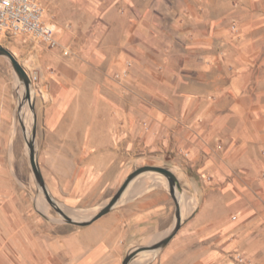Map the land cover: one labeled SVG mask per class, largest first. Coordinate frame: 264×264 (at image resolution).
<instances>
[{"label":"crops","instance_id":"crops-1","mask_svg":"<svg viewBox=\"0 0 264 264\" xmlns=\"http://www.w3.org/2000/svg\"><path fill=\"white\" fill-rule=\"evenodd\" d=\"M62 1L70 14L55 24L86 26L75 35L86 43L78 52L90 78L79 81L82 66L64 59L50 69L36 54L35 83L46 97L36 107L35 145L53 197L94 214L134 169H170L182 188L180 226L164 246L128 264L221 261L218 248L208 257L199 236L211 217L218 233L264 232V0ZM99 63L111 75L127 71L117 87L103 85L107 96L90 76ZM14 92V71L0 55V138L10 136ZM142 174L136 192L86 226L10 237L0 244V264L11 253L13 264H122L136 247L161 241L174 227L175 204L165 177ZM208 184L216 186L209 195ZM239 248L254 255V240L240 246L231 238L219 250Z\"/></svg>","mask_w":264,"mask_h":264},{"label":"rangeland","instance_id":"rangeland-1","mask_svg":"<svg viewBox=\"0 0 264 264\" xmlns=\"http://www.w3.org/2000/svg\"><path fill=\"white\" fill-rule=\"evenodd\" d=\"M44 8L46 21L52 23L57 22V18L67 17L70 14V9L62 0H40ZM68 18V17H67ZM57 33L55 38L59 42L60 46L53 48L50 46L46 47L41 45L42 43L31 38L21 35L20 37H5L1 34L0 44L10 50L16 59L21 63V65L26 69L28 75L35 70L38 66V56L36 54L40 53L43 56L46 55V65L53 69L56 65L55 61L64 59L67 63H74L75 65L82 66L84 73L79 75V81L86 83L90 77L86 73L87 59L79 54L78 50L85 48V41H77L79 36H76L77 30L85 31L86 26H75L71 23L70 19L65 21V24H57ZM73 34L75 36H73ZM71 35V36H70ZM55 51V56L51 53H47L45 50ZM56 49V50H55ZM68 50V54H64V50ZM46 52V53H45ZM94 74L90 75L94 78L96 85L100 88L98 91L99 96H107L108 90L103 89V85H112V87H117L119 85V80L116 78L115 74L112 75L103 69L101 63L95 66ZM15 75V92H14V121L10 123L9 126V137L0 138V244L12 241V236H19L22 231L29 230L31 233L43 231L47 235L53 236L57 227L64 226H77L74 224H69L65 222L63 217L56 211V207H59L64 212L76 211L78 216H72L76 219H86L89 214L92 215L93 210H77L70 209L66 207L62 202L56 200L55 206L49 203L42 191V189L36 184L28 157V147L26 144V139L24 137V132L21 128V121L23 122L26 130L27 136H30L33 122L34 113L36 115V107L39 103L40 94H45L38 89V85L32 82L31 86V97L32 105L34 110L30 108V104L23 97V84L18 80L16 73ZM114 96H118L116 93ZM19 97H21V102L23 103L22 109L24 111V119L18 110ZM46 97V96H45ZM25 100V101H23ZM20 118V119H19ZM39 128V120L37 121L36 115V129ZM38 154V153H37ZM38 157V155H37ZM145 176H150L155 174L145 172ZM142 175H139L138 182ZM142 180V179H141ZM215 185H207L206 193L209 195L214 192ZM243 188L245 191H250V186L247 183H243ZM49 190V189H48ZM50 192V191H49ZM136 192V190H135ZM193 196V195H192ZM195 197V196H194ZM192 198V197H191ZM264 201H262V206H264ZM219 205L218 203H213V206ZM191 208L197 206V202L192 198L190 202ZM238 212L228 211V216L231 221L238 220ZM215 219L211 217L207 221L206 232L200 234V238L203 239L206 236V245L208 257L211 252H215L214 249L218 248V251L222 252L220 258L217 261H210L208 264H264V232L262 229H250L247 230L245 227L235 229L227 233L217 232L213 228ZM3 228H8L10 230L9 234H6ZM1 231H3L1 233ZM254 232V233H253ZM253 233V234H252ZM198 235H191V253L192 257L195 255V247L193 244L196 242L194 237ZM11 237V238H10ZM251 237V238H250ZM255 237V239H254ZM10 238V239H9ZM238 239L239 245H247L248 240H254L255 249L252 251L254 255L249 256L247 250L239 248L235 252L230 253L227 250H219V247L225 241L230 239ZM6 244V243H5ZM16 256L11 253L8 257L10 260L9 264H13ZM12 261V262H11ZM6 262V259H5ZM7 264V263H3Z\"/></svg>","mask_w":264,"mask_h":264},{"label":"water","instance_id":"water-1","mask_svg":"<svg viewBox=\"0 0 264 264\" xmlns=\"http://www.w3.org/2000/svg\"><path fill=\"white\" fill-rule=\"evenodd\" d=\"M0 55L5 56L13 69V71L16 73V76L19 81L23 84V97L25 100L30 104V108L34 110V107L32 105V97H31V86L32 82L28 75V72L26 69L21 65V63L16 59L14 54L5 48L4 46L0 45ZM23 100V101H25ZM23 103L20 101L18 103V110L20 112V109L22 107ZM20 119V118H19ZM21 128L24 132V137L26 139V144L28 147V157H29V163L31 167V171L34 177V180L36 184L42 189L47 201L55 206V199L50 194L46 182L43 178L42 172L40 170V166L38 163V157H37V151H36V115L34 113V122L31 130V134L29 139L26 138L25 135V126L23 122L21 121ZM145 172H154L159 173L163 177H165L168 185L169 193L174 201L175 204V224L172 230L159 242L148 245V246H139L136 247L134 250L130 251L124 258L122 264H128L132 258H134L137 254L143 252V251H152L157 250L164 246L176 233L180 226L181 217H180V197L182 196V188L178 181V178L176 175L168 168L163 166H157V165H143L141 167H138L134 169L129 175L124 179L120 187L117 189V191L111 196L109 201L105 204H103L94 214L91 216H88L86 219H75L73 218L69 213L64 212L59 207H56V211L63 217L65 222L69 224H74L77 226H86L96 219L100 218L104 214L108 213L122 198L126 188L129 186V184L136 178L138 175L145 173Z\"/></svg>","mask_w":264,"mask_h":264},{"label":"built area","instance_id":"built-area-1","mask_svg":"<svg viewBox=\"0 0 264 264\" xmlns=\"http://www.w3.org/2000/svg\"><path fill=\"white\" fill-rule=\"evenodd\" d=\"M57 25L46 21L44 8L38 0H0V33L5 37L29 35L34 39L56 48L60 44L55 38ZM64 54H68L65 49ZM129 64V63H128ZM127 75L124 70L116 77ZM32 82L38 80V74H29Z\"/></svg>","mask_w":264,"mask_h":264},{"label":"bare ground","instance_id":"bare-ground-1","mask_svg":"<svg viewBox=\"0 0 264 264\" xmlns=\"http://www.w3.org/2000/svg\"><path fill=\"white\" fill-rule=\"evenodd\" d=\"M23 94H24V92H23ZM19 101H21V97H19ZM20 114H21V116H22V120L24 119V111H23V109H22V107H21V109H20ZM25 135H26V133H25ZM29 137L30 136H27L26 135V138H28L29 139ZM141 175V174H140ZM139 176V175H138ZM138 176L136 177V178H134V180H132V182L129 184V186L126 188V190H125V192H124V194H123V196H122V198H124L125 196H129L130 194H133L134 192H135V190H137V186L138 185H136V182H138V180H139V178H138ZM122 198H121V200H122ZM72 216H78V214H80V213H77L76 211H68ZM76 219V218H75Z\"/></svg>","mask_w":264,"mask_h":264}]
</instances>
